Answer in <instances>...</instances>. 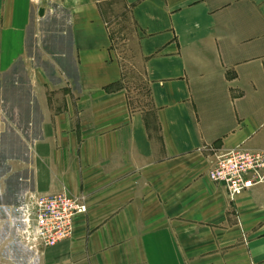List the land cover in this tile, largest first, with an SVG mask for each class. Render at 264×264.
<instances>
[{
	"label": "crops",
	"instance_id": "obj_1",
	"mask_svg": "<svg viewBox=\"0 0 264 264\" xmlns=\"http://www.w3.org/2000/svg\"><path fill=\"white\" fill-rule=\"evenodd\" d=\"M125 16L136 99L115 54ZM48 24L66 44L42 64ZM237 144L264 148V0H52L42 15L0 0V264H264V182L231 197L207 174L211 148ZM60 190L87 210L31 249L16 205Z\"/></svg>",
	"mask_w": 264,
	"mask_h": 264
},
{
	"label": "built area",
	"instance_id": "obj_2",
	"mask_svg": "<svg viewBox=\"0 0 264 264\" xmlns=\"http://www.w3.org/2000/svg\"><path fill=\"white\" fill-rule=\"evenodd\" d=\"M35 11L49 7L52 0H29ZM213 158L207 170L209 178L224 184L231 197L264 182V148L240 144L221 149L211 148ZM17 235L31 249L56 244L70 237L76 215L86 212L82 196L60 190L46 193H25L16 205Z\"/></svg>",
	"mask_w": 264,
	"mask_h": 264
},
{
	"label": "rangeland",
	"instance_id": "obj_3",
	"mask_svg": "<svg viewBox=\"0 0 264 264\" xmlns=\"http://www.w3.org/2000/svg\"><path fill=\"white\" fill-rule=\"evenodd\" d=\"M116 21L118 31L113 35L115 54L123 64L124 83L132 94L133 99H136V97H138L136 96L137 91L139 92L140 90L144 91L147 89L143 68L136 49V36L132 35V32H130L131 20L128 17L125 16L124 18L116 19ZM49 23L51 22L49 21ZM51 24H48L45 28L49 32L47 31L44 35H41L37 39L38 43L30 50L34 60L42 64H44V59L47 57H57L58 53H60V49L56 47L61 45V43L62 45L66 44L64 38L61 39L57 35L50 33V29L52 28ZM45 64L46 66L48 65L47 62Z\"/></svg>",
	"mask_w": 264,
	"mask_h": 264
},
{
	"label": "water",
	"instance_id": "obj_4",
	"mask_svg": "<svg viewBox=\"0 0 264 264\" xmlns=\"http://www.w3.org/2000/svg\"><path fill=\"white\" fill-rule=\"evenodd\" d=\"M43 11H44L43 7H40V8L38 9V14H39V15H42V14H43Z\"/></svg>",
	"mask_w": 264,
	"mask_h": 264
}]
</instances>
